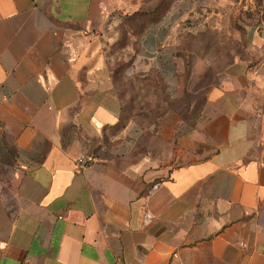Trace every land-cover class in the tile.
Here are the masks:
<instances>
[{"label":"crops","instance_id":"crops-1","mask_svg":"<svg viewBox=\"0 0 264 264\" xmlns=\"http://www.w3.org/2000/svg\"><path fill=\"white\" fill-rule=\"evenodd\" d=\"M113 11L0 0V125L17 151L0 264H264V19L194 117L109 134L123 111L103 50ZM167 18L139 59L176 99Z\"/></svg>","mask_w":264,"mask_h":264},{"label":"rangeland","instance_id":"rangeland-1","mask_svg":"<svg viewBox=\"0 0 264 264\" xmlns=\"http://www.w3.org/2000/svg\"><path fill=\"white\" fill-rule=\"evenodd\" d=\"M111 2L114 7L110 29L113 39L103 50L109 59L112 79L121 94L122 124L131 121L141 130L149 124L148 128L151 126L153 130L158 117L169 113L194 117L207 92L218 84L223 71L236 60L249 57L246 28L264 19V0H218L211 6L202 0ZM165 7L167 10L161 13V19L168 12V29L171 27V32L177 30L173 53L178 70L176 99L165 90L158 72L147 69V62L139 59L140 34L135 27L144 26L143 32L157 24L159 14L153 12L159 8L163 12ZM137 11L140 12L134 15ZM143 15L146 17H141ZM117 131L110 130L109 134ZM12 144L13 136L0 125V213L12 209L15 203L17 154Z\"/></svg>","mask_w":264,"mask_h":264},{"label":"trees","instance_id":"trees-1","mask_svg":"<svg viewBox=\"0 0 264 264\" xmlns=\"http://www.w3.org/2000/svg\"><path fill=\"white\" fill-rule=\"evenodd\" d=\"M161 7V6H160ZM167 10V8L165 7V9L163 10V12H162V9H158V10H155L153 13H155V15H157V13L159 14V18H157V21H159V20H161V17H162V14L161 13H165V11ZM140 11H137V12H135L134 13V15L136 14V13H139ZM151 15V14H150ZM148 16H149V14H148ZM141 17H146V15H143V16H141ZM138 26V27H137ZM139 31H138V35H139V37L143 34V32H142V30L144 29V26H142V25H136L135 26ZM123 112V111H122ZM159 119H160V117H158ZM122 119H123V116H121V123H119V125H117L116 127H114V128H112L111 130L112 131H114V130H120V129H122ZM158 119V120H159ZM13 145V144H12ZM14 147V146H13ZM15 149V148H14ZM16 152V154H17V151H15Z\"/></svg>","mask_w":264,"mask_h":264},{"label":"built area","instance_id":"built-area-1","mask_svg":"<svg viewBox=\"0 0 264 264\" xmlns=\"http://www.w3.org/2000/svg\"><path fill=\"white\" fill-rule=\"evenodd\" d=\"M84 161H85L84 158H80V159L78 160V163H79V164H82V163H84Z\"/></svg>","mask_w":264,"mask_h":264}]
</instances>
